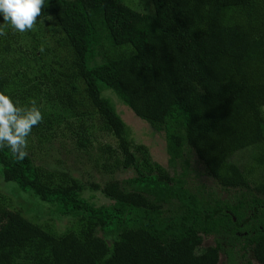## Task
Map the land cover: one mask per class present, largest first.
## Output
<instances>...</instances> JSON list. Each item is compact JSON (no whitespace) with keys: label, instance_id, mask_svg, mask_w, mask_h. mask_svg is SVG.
I'll list each match as a JSON object with an SVG mask.
<instances>
[{"label":"trees","instance_id":"1","mask_svg":"<svg viewBox=\"0 0 264 264\" xmlns=\"http://www.w3.org/2000/svg\"><path fill=\"white\" fill-rule=\"evenodd\" d=\"M151 4L143 12L124 0H45L34 27L51 16L57 45H41L34 77L8 76L0 66V92L17 106L34 99L43 116L63 124L57 135L110 176L91 185L112 202L95 206L83 196L85 185L56 165L39 167L29 155L21 161L0 148L6 183L75 220L53 232L0 195V264H220L223 254L227 264L248 254L247 264H264V183L250 180L264 169V0ZM107 91L163 137L169 166L182 172L145 171L150 151L131 142ZM99 134L116 147L98 142ZM247 149L252 162L244 169L231 162ZM191 155L235 194L223 198L193 183ZM119 172L131 176L115 180Z\"/></svg>","mask_w":264,"mask_h":264},{"label":"rangeland","instance_id":"2","mask_svg":"<svg viewBox=\"0 0 264 264\" xmlns=\"http://www.w3.org/2000/svg\"><path fill=\"white\" fill-rule=\"evenodd\" d=\"M124 2L139 11H153L151 0H124ZM3 22V18L0 16V24ZM5 32L6 35L0 36V66L4 69L2 72L7 73L8 76H10V71L22 72L25 74L24 77L26 78L34 77L36 70L38 71V68L40 69L41 67V62L39 63L40 60H36V52L41 49V45L45 47H55V45H57L56 43H58L57 40L61 38L54 19L44 21L41 25V29L38 26H35L32 30L20 33L7 26L5 27ZM40 32L47 37H51L45 41H43L45 38L39 40L37 34ZM7 45H10V52L5 51ZM64 50H66V47ZM46 55L47 52H45V56ZM8 70L10 71L8 72ZM104 96L112 100L117 112L126 122L131 133V142H133L135 146H145L150 151L151 155L149 157H151V167H144L145 171H149L151 168H153L152 170L160 168L169 174L182 172L181 166L178 168H172L169 166V157L163 137L158 133L153 134L149 123L137 117L134 112L125 103L120 101L117 98L118 96L113 92L107 91ZM17 103L19 104L18 107L31 106L29 103ZM46 110L47 113L51 111L54 112V114L60 113L58 112V108L50 110L48 107ZM47 118V116H43L42 124L40 123L41 126L34 127L31 134L26 138V151L34 161L35 165L47 168L50 164L53 166L56 165L54 168L58 169L60 172L69 173L85 185L83 196L90 202L94 203L95 206L101 207L112 204V202H110L99 190H95L91 185L92 183L102 185L110 180V176H106L107 178H105L100 173L91 169V164L88 162L89 157L80 153L69 139L57 135L61 133L59 131L61 128L63 129V124L60 125L57 122L53 123ZM98 138V142L102 144L110 143L113 147H116V139L113 137H104L99 134ZM142 153H145V151H142ZM251 153L252 149L241 151L235 154L231 159V162L244 169L246 164L248 165L252 162L250 159ZM189 165L190 180L195 184L197 183L196 185L204 184L209 189L220 193L223 198H231V196L235 194L234 190H231V193L222 190L216 184L214 179L207 174L206 169L198 162L196 156L191 155ZM130 176L131 175L128 172H119L114 178L115 180L120 179V181H123L124 179L130 178ZM250 180L252 186H256L258 182L264 183V169L258 171L254 178H251ZM0 195L7 198V203L16 212L21 213L24 217L35 223L41 224L43 227L49 228L53 232H64L71 228L75 221L71 217H61L54 205L41 201L31 193L22 192L16 184H8L1 177ZM100 234L106 238L109 245L112 244L113 240L110 236H107L103 231H101ZM210 245H213L212 239H206L204 247ZM251 260H253L252 254L246 255L244 258H241V256L238 255L234 264H247L248 261ZM220 264H227V258L224 254L221 255Z\"/></svg>","mask_w":264,"mask_h":264},{"label":"clouds","instance_id":"3","mask_svg":"<svg viewBox=\"0 0 264 264\" xmlns=\"http://www.w3.org/2000/svg\"><path fill=\"white\" fill-rule=\"evenodd\" d=\"M45 0H0V36L6 35L5 27L20 33L32 30L41 15ZM49 19H52L50 16ZM43 47L40 51L43 52ZM30 107H18L9 95L0 92V148H8L17 160L28 155L27 137L32 129L43 121V115L36 101ZM264 113V106H261Z\"/></svg>","mask_w":264,"mask_h":264}]
</instances>
